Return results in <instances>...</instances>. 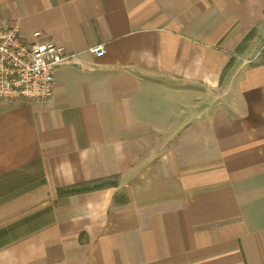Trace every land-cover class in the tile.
Here are the masks:
<instances>
[{"label": "crops", "instance_id": "obj_1", "mask_svg": "<svg viewBox=\"0 0 264 264\" xmlns=\"http://www.w3.org/2000/svg\"><path fill=\"white\" fill-rule=\"evenodd\" d=\"M7 27L73 58L0 103V264H264V0H0Z\"/></svg>", "mask_w": 264, "mask_h": 264}, {"label": "built area", "instance_id": "obj_2", "mask_svg": "<svg viewBox=\"0 0 264 264\" xmlns=\"http://www.w3.org/2000/svg\"><path fill=\"white\" fill-rule=\"evenodd\" d=\"M26 41L18 28L0 29V103L44 102L53 96L56 67L73 58L64 48L40 41L35 33ZM97 57L103 48L92 50Z\"/></svg>", "mask_w": 264, "mask_h": 264}]
</instances>
